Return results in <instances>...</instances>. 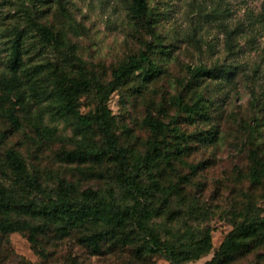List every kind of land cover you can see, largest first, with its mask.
Wrapping results in <instances>:
<instances>
[{"label":"rangeland","instance_id":"rangeland-1","mask_svg":"<svg viewBox=\"0 0 264 264\" xmlns=\"http://www.w3.org/2000/svg\"><path fill=\"white\" fill-rule=\"evenodd\" d=\"M130 3L0 0V94L13 77L11 42L18 33L23 35L22 67L16 74L23 103L12 99L3 108L12 110L19 125L0 117V189L17 205L38 207L61 200L79 205L87 192L123 209L135 208L141 199L152 214L148 225L161 252L139 258L142 238L134 237L128 226L116 238L102 241L100 253L94 255L80 238L100 228L87 224L83 231L36 250L24 234L0 231V264H174L166 257L169 249L192 248L209 234L210 252L184 263L205 264L236 226L264 220V174L258 182L243 177L255 167L264 173V0H146L142 24L130 14ZM34 24L49 28L56 40H44ZM140 52L150 55L161 75L148 83L131 79L108 100L112 133L118 146L129 152L127 171L126 164L118 165L111 156L68 160L66 153L77 149L80 138L71 122L55 114V97L41 91L51 90L57 75L64 84L87 79L89 87L79 89L78 110L95 114L94 87L109 82L119 64ZM196 68H223L227 76L196 80ZM29 80L37 90L28 89ZM176 96L189 105L201 96L207 120L186 119L171 102ZM148 119L195 135L181 156L171 153V135L162 141L169 159L153 170V178L169 188L168 194L154 189L152 176L132 173L147 143L162 138L150 130ZM43 128L53 135H45ZM92 129L95 145L104 149L102 135L95 126ZM205 133L212 139H200ZM11 153L24 166L22 177L16 174ZM123 170L138 189L132 195L121 186ZM17 207L0 214V223L45 226ZM45 227L56 235L57 226ZM219 264H264V235Z\"/></svg>","mask_w":264,"mask_h":264},{"label":"trees","instance_id":"trees-1","mask_svg":"<svg viewBox=\"0 0 264 264\" xmlns=\"http://www.w3.org/2000/svg\"><path fill=\"white\" fill-rule=\"evenodd\" d=\"M130 14L137 23L142 24L147 17L148 8L146 0H131ZM33 27L38 34L47 42H54L56 37L53 32L40 24H34ZM70 30L76 32L73 27ZM22 32L18 33L11 42V56L9 61V69L13 77L2 87L0 94V109L7 105L12 99L18 104L23 103V92L19 91L17 72L22 67ZM162 73L161 68L155 63L150 55L146 52H140L137 56H130L112 72V79L106 84H97L95 88L97 110L95 114L83 115L78 110V100L82 87H89L87 79L80 81L74 79L73 82L64 84L58 81V75L53 77V88L48 87L41 91L42 95L52 94L55 97V114L60 118L71 122L73 132L80 138L75 151L66 153V158L71 161L85 162L87 160L100 161L107 156L113 157L118 165L126 164L129 157L127 149L119 147L115 136L112 133L114 117L108 107L110 96L116 92L124 83L131 79H138L142 83H148L157 79ZM204 76H212L219 79L227 76V71L223 68H214V70H206L204 68H196L192 74L193 79H199ZM29 80L28 89L30 91L37 90L35 83ZM175 106L186 119L191 122L197 120H207L208 112L206 103L201 98H197L192 105L183 101L179 96L171 99ZM5 115L12 124L19 125V122L11 109L0 111V117ZM150 130L156 135H160L161 140L155 139L147 143V150L143 156L135 159L132 173L139 175L146 173L152 176V186L165 194L170 193L169 188L160 187L158 182L153 178V170L158 169L161 163H165L169 159V153L163 147V139L167 134L171 135L173 144L171 147L172 155L181 156L187 148V143L195 135H185L175 126L170 127L167 124L160 123L153 119H148ZM96 127L104 140V149H99L95 145L92 137L93 127ZM38 129V128H37ZM45 135L52 136L53 132L49 128L41 130ZM209 134V133H208ZM205 137L212 139V136L200 134V139ZM12 164L19 177L25 174V169L19 157L16 154H9ZM126 171L128 169L125 168ZM122 170V167H121ZM121 173V186L127 194L132 195L138 189L134 190L133 180L128 178L125 170ZM263 169L257 170L256 167L251 169L247 175L250 182H258L263 175ZM132 177V176H130ZM86 199L79 205H73L68 201L61 200L51 206L38 207L34 205H17L0 189V214H8L14 207L22 209L21 211L31 217L33 220H39L53 227H56V235H51L50 230L41 224L30 223L28 221L1 222L0 231L4 235L12 233L24 234L32 248L36 250L44 243H50L62 237H70L74 232L83 231L87 224H92L98 231L89 234H82L81 242L92 250L94 255L100 253V244L104 240L116 238L118 232L130 226L132 233L136 238H142V246L137 256L143 259L144 255H156L161 252V247L157 237L151 232L148 225L152 214L140 204L138 199L135 208H120L112 203H107L98 199L91 192L85 194ZM264 235V220L248 224L236 226L224 239L214 254L213 258L205 264H219L230 261L232 255L242 250L248 241L257 235ZM125 241V240H124ZM144 243V244H143ZM212 249L211 238L209 234H205L200 240L196 241L192 248H183L179 250L169 249L166 257L174 264H184L192 260L199 259Z\"/></svg>","mask_w":264,"mask_h":264}]
</instances>
